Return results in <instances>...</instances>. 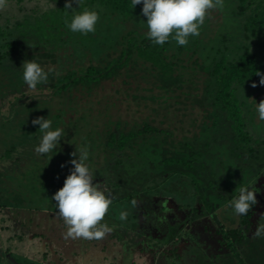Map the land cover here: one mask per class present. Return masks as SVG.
I'll use <instances>...</instances> for the list:
<instances>
[{"label": "trees", "instance_id": "obj_1", "mask_svg": "<svg viewBox=\"0 0 264 264\" xmlns=\"http://www.w3.org/2000/svg\"><path fill=\"white\" fill-rule=\"evenodd\" d=\"M25 1L8 0V4H14L22 13ZM46 1L55 4V7L49 6L41 13L33 10V15H22L12 25L0 24V63L20 47L18 40H9L13 35L12 28L23 42L31 41L32 50H26L23 54L24 61L36 60L45 70L55 69L49 73L47 82L43 83L51 93L50 100L38 102L42 104L41 108L29 106L27 111L17 116L14 124H0V151L3 149L0 161L13 160L12 157L16 155L22 159L27 157L29 162V154L35 157V161L45 159L44 156L49 160L58 157L56 172L63 177L72 167L71 154L75 153L78 158L79 150L86 148L89 153L87 163L94 173V179L100 169L112 172L115 178L109 183L115 191L108 192L112 198L109 210L116 204H130L143 199L149 195V191L177 178L188 179L193 184L197 200L202 204L196 212H203L202 215L211 217L220 210L222 202L236 198L238 195L224 196L210 180L213 177L209 173H216V167H226L224 161H219L217 166V155L222 154L231 167L236 163L240 165L246 158H257L260 153L262 156L264 151L259 152L250 146L253 140L259 139L250 131L253 118L258 117L252 115L256 113L255 98L264 97V86L259 84L261 76L257 75H264V0H236V15L242 17L236 30V43L233 42L234 46L231 47L229 30L234 26L230 19V24L227 21L224 25L225 30L219 40H211L209 51L203 54L199 36H190L186 46H179L175 40L163 46L154 45L148 39L147 27L143 25L147 18L142 15V5L134 8L132 0H82V5L74 4L73 9H65V0ZM84 7L100 12L95 33H73L66 26L73 13L83 11ZM7 21L9 23L10 19ZM65 44L71 49L67 57L86 59L61 71L58 68L64 64L60 62L61 51H69ZM181 55L188 57V60L181 59ZM22 65L23 62L17 68L20 75H23ZM189 74H193L197 84L186 77ZM253 83L257 86L253 87ZM253 95L255 98L250 99ZM57 102H68L70 105L54 114V104ZM118 102L131 103L133 108L136 106L134 110L146 112H142L138 120L117 117L112 121L107 115L100 119L103 110L114 108ZM170 107L182 110V115L198 110L195 113L200 117L199 123L197 118H191L192 122L187 128L173 124L171 132L160 129L155 122L164 124L165 121L156 118L161 110H169ZM34 110H39L40 114L34 113ZM75 110H84L83 115L79 116ZM73 112L75 114L70 115ZM32 114L46 118L49 115L53 128L64 130L60 143L48 154L41 155L35 151L42 134L39 125L31 124ZM249 115L252 117L249 118ZM20 157L16 161H22ZM65 162L68 163L61 168ZM33 163L29 162L26 169L30 171L28 168ZM39 171L32 177L39 179L43 176ZM31 178L21 182L27 180L31 183ZM5 180L8 181L7 185ZM15 180L11 177L0 178V187L10 190L15 185L17 189ZM256 206L253 205L246 215H240L237 228L225 230L223 226L218 231L224 237L219 243L229 250L226 257L216 258L223 259V264H233L229 257L234 254L238 255V264H264V235L254 239L247 236ZM5 207H8V201L0 199V232L7 230L10 224ZM148 208L143 209L141 216L150 222L152 213L147 211ZM16 212L20 214L22 211ZM137 214L132 216L134 220L138 219ZM61 220V227L67 228L63 218ZM110 221L107 225L112 231L105 237L118 238L120 231L127 234L130 230L121 220L111 217ZM15 226L13 222L11 227ZM19 226L27 229L22 222ZM134 226L137 225L134 223ZM134 229L130 231L135 232ZM23 236H26L25 232L9 238L23 242ZM137 236L144 237L140 233ZM29 238L27 241L31 243L38 242L32 246V253H37L38 244L45 241V236L36 233ZM173 249L174 257L180 259L177 250ZM10 252L8 249L6 254L10 255ZM35 253L25 259H35ZM5 255L2 257L0 254V263ZM65 258L59 257L58 260L62 264H78L81 256L73 253L71 260L65 261ZM217 264H221V261Z\"/></svg>", "mask_w": 264, "mask_h": 264}, {"label": "rangeland", "instance_id": "obj_2", "mask_svg": "<svg viewBox=\"0 0 264 264\" xmlns=\"http://www.w3.org/2000/svg\"><path fill=\"white\" fill-rule=\"evenodd\" d=\"M223 3L224 7L222 9L213 8L208 10L205 22L201 26L199 38L202 41L200 45L202 54L209 51L211 40H214V38L217 41L219 40L225 30L224 25L227 21L230 24V19L234 26V29L229 30L231 33L229 39L232 41L231 47L234 46L233 42L237 40L238 34L236 30L240 26L242 17L236 15V0H223ZM49 4L46 0H26L23 3L24 11L22 13L14 4H7V7L0 10V24L2 26L15 24V19H21L22 15L30 17L33 15V10L41 13V11L49 8ZM7 19H10L9 23ZM143 25L147 27L146 21H144ZM10 30L13 31V35L9 40H18L20 47L15 54L0 63V124H14V122H17V116L27 111L29 106L30 108L34 106L41 108L42 104L39 103L48 102L51 98V93L44 84H39L36 89H31L23 81V75L18 73L17 68L24 62L23 54L26 53V50H32L30 47L31 41L28 43L23 42L21 38H18L16 31L12 28ZM35 42L38 41L35 40ZM66 48L69 51H65V53L61 51L60 62L61 64L64 63L58 66L61 71L67 66L76 65V62L79 63L86 59L82 57H67L69 52L71 53V49L69 45ZM82 54L84 53L82 52ZM64 56L65 58L63 59L62 57ZM180 58L185 61L188 60V57H185V55H181ZM190 74L186 75V77L194 80L193 74ZM197 82V79L194 80L195 84ZM262 97L258 96L255 98L253 95L250 99L255 98L256 103H259L261 100H264V97ZM68 102L64 104L55 103L54 114H57L58 110L64 111L70 105ZM134 109H136V106L133 108L131 103L126 102L122 104L118 102L114 108L103 110L101 113L103 116L100 119H103L107 115L112 121H114V118L117 119V117H121L123 120L128 118L138 120L141 119L142 112H146V110ZM83 111L75 110L79 116L83 115ZM187 111L190 112L191 110ZM38 112L40 111L34 110V113ZM195 112H198V110H195L193 113L191 112L192 114L182 115V110H173V107H170L169 110H161L156 118V120L165 121V123L159 124L155 122V124L167 132H171L173 129L171 125L173 124L178 125V127L182 125L187 128L192 122H190L191 118H195V120L197 118L199 123L200 117ZM73 114L75 113L73 112L70 115ZM252 115L257 116L258 113L256 112ZM252 115L248 117L251 118ZM37 117L33 115L32 119ZM222 122L224 121L222 120ZM252 123L257 124V126L251 124L250 131L259 139L253 140L250 146L261 152L264 150V121H260L258 117H255ZM221 130L223 131L224 128L221 127ZM2 151L3 149L0 151V154ZM217 156V166H219V161H224L226 167L219 166L216 167V173L213 172L211 174L209 173L210 171L208 173L213 177L210 180H213L215 187H219L220 192L224 196L228 197L231 194H233V197L237 196L239 188L242 186L248 187L250 190L264 189V151L262 156L260 153L257 158L248 160L246 158L240 165L236 163V165H232L231 167H229V162L224 160L222 154ZM18 157L20 156L15 155L12 157L13 160L3 159L0 161V178L11 177V179H16L15 181L18 184V186L16 185L17 189L15 185L10 187V190L4 186L0 187V192H4L0 193V199L4 202L8 201V207H5L4 210L9 215L10 223L7 230L0 232V254L4 257L8 249L11 251L10 255H5L4 260L0 264H52L50 262L62 264L58 258L66 257L65 261L71 260L73 253L81 256L77 262L78 264H217L220 261L223 264V259L217 260L216 258L218 256L226 257L229 254V250L219 243L224 237L218 234V231L223 226L225 230H229L230 228H237L240 225V215L236 214L231 206L235 198L230 202H222L220 210L211 215V217L202 215L203 212H196L202 204L197 200L196 189L193 184L188 179H171L159 185L156 189L149 191V195L143 199L134 200L130 204L121 203L114 205L108 210V213H106L102 220L106 224L111 222V217L115 218V220H121V212H126L128 219L126 218L121 221L130 230L135 227V232L129 230L127 234H122L120 231L117 235L120 236L118 238L114 237V239L105 236L101 240L93 239L92 241L89 239L82 240L81 237L79 239H77L78 237L71 238L66 237L67 228H63L60 225L62 217L58 213L57 202L53 199V195L63 187L64 180L69 173L61 177L62 174L56 172L58 171V157L49 160L44 156L45 159L35 161V157L29 154V162H34L33 164L38 163L37 165L32 164L28 168L30 171L26 169V166L29 164L28 160H26L27 157L25 159L20 157L22 160L20 162L16 161ZM253 157H256V155H253ZM40 168L41 171H39ZM31 170H33L32 173ZM37 171L40 172V176L43 175L39 179L32 177ZM45 174L46 176H44ZM112 176L113 173L105 169H100L95 174L94 183L98 182L106 195H109L108 192H115L109 184L111 179H115ZM27 178H31L29 179L31 183H28L27 180L21 182ZM5 183L7 185L8 181L5 180ZM109 189L110 191H108ZM6 190H8L7 193L5 192ZM257 201L258 203L252 218L253 224L247 232L249 239L256 237L254 233L257 227L261 223H264V193L257 195ZM145 208H148L147 211L152 213V220L150 222L141 216ZM16 211L22 212L19 214ZM147 211L145 213H148ZM136 213H138V219L134 220L132 216ZM19 217L21 218L20 222ZM13 222L16 224L15 227H11ZM21 222L27 226V229L19 226ZM146 222L148 223L144 224ZM134 223L137 226H134ZM21 232H25L26 235L23 236L25 237L23 242H17V239L12 240L9 238L14 234L21 235ZM36 233L43 234L45 241L39 242L38 252H34L35 259L32 257L25 259L30 254L34 255L32 253V246L37 241L31 243L27 240H30L29 236L31 234ZM137 233H140L142 236L144 235V237H138ZM173 248L181 256L180 259L174 257ZM44 255L48 261L44 260ZM237 256L236 254L230 255L229 260L233 264H238L239 259Z\"/></svg>", "mask_w": 264, "mask_h": 264}, {"label": "clouds", "instance_id": "obj_3", "mask_svg": "<svg viewBox=\"0 0 264 264\" xmlns=\"http://www.w3.org/2000/svg\"><path fill=\"white\" fill-rule=\"evenodd\" d=\"M8 0H0V10L7 7ZM82 5V0H65V9H73V5ZM142 5V15L147 18V36L154 45L163 46L170 40H175L179 46H186L189 37H198L201 26L209 9L223 8V0H132V6ZM55 7V4H50ZM100 20V12L87 7L83 11L74 12L71 21L66 26L73 33L83 35L95 33L96 24ZM23 81L31 88L47 82L49 73L55 69L45 70L36 60H25L22 65ZM260 75L259 84L264 86V75ZM256 87V83L252 84ZM256 112L260 120L264 121V100L256 103ZM33 125H39L40 142L35 147L38 154L52 152L61 141L64 130L53 128V122L46 117L32 120ZM70 160L72 167L64 180L63 187L54 195L59 215L63 218L67 232L66 237L84 239H101L112 229L101 223L109 206L112 204L110 195L102 190L98 182L94 183V173L87 161L89 153L86 148L79 150V155L72 153ZM68 162L61 164L65 167ZM264 193V189L250 190L240 187L238 196L232 202V208L238 215H246L253 205L258 203L257 195ZM134 203V202H133ZM127 218L126 212H121L120 219ZM264 234V223H261L254 235Z\"/></svg>", "mask_w": 264, "mask_h": 264}, {"label": "crops", "instance_id": "obj_4", "mask_svg": "<svg viewBox=\"0 0 264 264\" xmlns=\"http://www.w3.org/2000/svg\"><path fill=\"white\" fill-rule=\"evenodd\" d=\"M144 224H147V223H144Z\"/></svg>", "mask_w": 264, "mask_h": 264}]
</instances>
